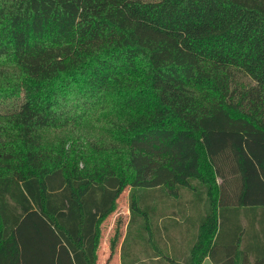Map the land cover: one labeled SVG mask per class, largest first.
<instances>
[{
	"label": "trees",
	"instance_id": "obj_1",
	"mask_svg": "<svg viewBox=\"0 0 264 264\" xmlns=\"http://www.w3.org/2000/svg\"><path fill=\"white\" fill-rule=\"evenodd\" d=\"M5 101L0 264H96L125 188L119 264L170 257L148 191L204 190L186 264L221 206H264V0H0Z\"/></svg>",
	"mask_w": 264,
	"mask_h": 264
},
{
	"label": "rangeland",
	"instance_id": "obj_2",
	"mask_svg": "<svg viewBox=\"0 0 264 264\" xmlns=\"http://www.w3.org/2000/svg\"><path fill=\"white\" fill-rule=\"evenodd\" d=\"M9 101H5L3 103H0V106L9 104ZM191 189L185 188V187H179L174 188L175 195H172V191H169L168 189H160V190H153L148 191L147 193H157L154 195L156 199L158 198V193H162L164 195L161 199V204H158V200L156 201V204H152L151 208V215L153 220L160 224V217L161 220L166 223L165 225V231L166 236L160 230V238L161 241H157L158 246L161 248L162 252L167 254L170 257H159L155 258L154 255H156V251H150L149 254H145L147 252H144L141 247H139L138 251V260L135 264H186L184 262H181L182 259H180L181 255L182 257H185L187 254V250L189 246L192 244V242L195 240V230L187 227L183 229L179 224L181 223V216L179 214L180 206L178 201V196L182 198L189 197V193H196L195 195H199V204L202 201H206L204 190L200 189V184L197 180H191ZM199 190V191H198ZM144 192H146L144 190ZM128 190L125 188L116 199V207L114 210L108 214L105 219L101 222L99 230H100V236H99V242L96 250V264H119V246L120 242L125 234L126 230V221L128 219ZM141 193V192H139ZM203 195V198L201 199ZM179 197V198H180ZM206 204V203H205ZM200 207L202 205L200 204ZM204 207V206H203ZM205 211L204 210H197L194 208L192 211H188V216H186L188 219L192 217V219H195L197 223L199 222V216ZM200 214V215H199ZM118 221V222H117ZM161 221V222H162ZM118 224V231L120 233L119 240L117 242L116 249H114V252L109 256V250H108V242L109 239L113 236L114 230L116 225ZM41 231L44 235H51V232L47 230L46 227H41ZM130 232V235H132L134 232L133 230H128L127 233ZM187 246V247H185ZM183 248V252L180 250ZM182 252V253H181ZM203 264H208L207 261L203 262Z\"/></svg>",
	"mask_w": 264,
	"mask_h": 264
},
{
	"label": "crops",
	"instance_id": "obj_3",
	"mask_svg": "<svg viewBox=\"0 0 264 264\" xmlns=\"http://www.w3.org/2000/svg\"><path fill=\"white\" fill-rule=\"evenodd\" d=\"M216 177V184L219 183ZM223 193H231L230 191H223ZM148 198V205L161 204V199L164 195L158 193V198L154 195L157 193H146ZM154 194V195H152ZM196 193H189V197L182 198L178 196L181 216V223L179 224L183 229L189 227L193 230L197 229L199 222L195 219L187 218L188 211L195 209L204 210L205 201L199 204V195ZM180 197V198H179ZM203 198V195L201 199ZM228 198H232V195ZM204 206V207H203ZM220 220L217 221L216 231L212 238L213 247L211 251V258L205 256L200 264L207 261L208 264H215L213 260L220 264H251L259 263L264 259V206H221ZM151 214V213H150ZM203 214V213H202ZM200 215V214H199ZM152 227H158L159 231L165 227L166 223L161 220L160 224L156 223L153 218ZM162 221V222H161ZM235 236L238 238H235ZM215 240V241H213Z\"/></svg>",
	"mask_w": 264,
	"mask_h": 264
}]
</instances>
